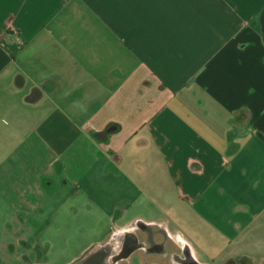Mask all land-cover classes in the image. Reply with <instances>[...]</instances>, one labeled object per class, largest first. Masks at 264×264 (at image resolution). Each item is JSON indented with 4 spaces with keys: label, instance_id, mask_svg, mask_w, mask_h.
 <instances>
[{
    "label": "crops",
    "instance_id": "obj_1",
    "mask_svg": "<svg viewBox=\"0 0 264 264\" xmlns=\"http://www.w3.org/2000/svg\"><path fill=\"white\" fill-rule=\"evenodd\" d=\"M74 195L63 264H264V0H0V264Z\"/></svg>",
    "mask_w": 264,
    "mask_h": 264
},
{
    "label": "rangeland",
    "instance_id": "obj_2",
    "mask_svg": "<svg viewBox=\"0 0 264 264\" xmlns=\"http://www.w3.org/2000/svg\"><path fill=\"white\" fill-rule=\"evenodd\" d=\"M71 189L74 188L71 186ZM63 191L62 195H66V190ZM65 197H61L60 200ZM87 198L85 195L70 196L49 219L52 225L45 231L40 230L39 234L34 237L39 246L33 253V258L40 260V264H63L64 261L79 254L96 236L101 238L106 235L108 218L90 214L89 207H92L93 211L96 208ZM58 203L59 201H56L52 204L56 206ZM47 217L42 221L45 226L48 223ZM94 225L102 230L91 232L90 229Z\"/></svg>",
    "mask_w": 264,
    "mask_h": 264
},
{
    "label": "flooded vegetation",
    "instance_id": "obj_3",
    "mask_svg": "<svg viewBox=\"0 0 264 264\" xmlns=\"http://www.w3.org/2000/svg\"><path fill=\"white\" fill-rule=\"evenodd\" d=\"M128 236L122 237L119 240L110 241L95 250L88 251L81 260L76 264H118L122 260H126L129 257L131 258L132 243ZM147 237V241H149ZM144 242H141V245H144ZM191 264V261H187Z\"/></svg>",
    "mask_w": 264,
    "mask_h": 264
}]
</instances>
